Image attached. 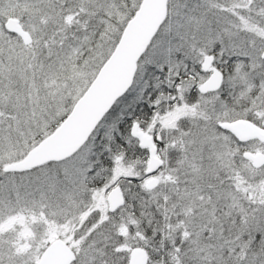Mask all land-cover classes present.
Segmentation results:
<instances>
[{
	"label": "snow or ice",
	"instance_id": "6c2138e0",
	"mask_svg": "<svg viewBox=\"0 0 264 264\" xmlns=\"http://www.w3.org/2000/svg\"><path fill=\"white\" fill-rule=\"evenodd\" d=\"M0 264H264V0H0Z\"/></svg>",
	"mask_w": 264,
	"mask_h": 264
}]
</instances>
